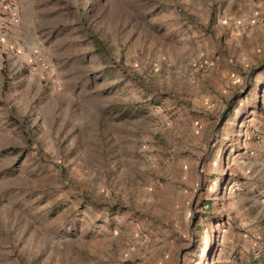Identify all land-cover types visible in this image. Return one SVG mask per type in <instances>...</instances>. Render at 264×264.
I'll return each mask as SVG.
<instances>
[{"label":"rangeland","instance_id":"1","mask_svg":"<svg viewBox=\"0 0 264 264\" xmlns=\"http://www.w3.org/2000/svg\"><path fill=\"white\" fill-rule=\"evenodd\" d=\"M33 1L0 264H264V0Z\"/></svg>","mask_w":264,"mask_h":264},{"label":"crops","instance_id":"2","mask_svg":"<svg viewBox=\"0 0 264 264\" xmlns=\"http://www.w3.org/2000/svg\"><path fill=\"white\" fill-rule=\"evenodd\" d=\"M35 17L33 0H0V85L6 58L19 47L17 38L23 23H32ZM32 27H30V31Z\"/></svg>","mask_w":264,"mask_h":264}]
</instances>
